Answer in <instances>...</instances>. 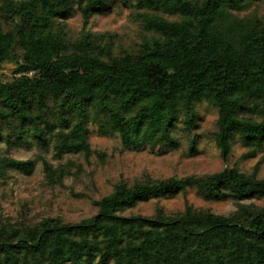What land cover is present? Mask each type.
<instances>
[{
	"label": "trees",
	"instance_id": "trees-1",
	"mask_svg": "<svg viewBox=\"0 0 264 264\" xmlns=\"http://www.w3.org/2000/svg\"><path fill=\"white\" fill-rule=\"evenodd\" d=\"M257 1L131 0L151 34L113 53L86 28L91 15L107 10L106 0H0V66L14 65L8 79L0 73V144L50 147L56 159L87 156L92 126L124 148L175 150L176 124L189 135L198 125L195 106L205 100L216 108L211 138L221 159L234 142L247 156L264 150V9L235 14ZM74 11L81 29L65 39L59 23ZM197 137L186 138L189 153ZM34 165L3 156L0 174L28 175ZM40 165L51 183L68 173L44 157ZM254 173L225 166L203 176L118 180L87 219L0 224V264H264V205L244 203L264 197V178ZM188 187L206 201L229 200L235 210L185 205L168 215L122 214Z\"/></svg>",
	"mask_w": 264,
	"mask_h": 264
},
{
	"label": "rangeland",
	"instance_id": "rangeland-1",
	"mask_svg": "<svg viewBox=\"0 0 264 264\" xmlns=\"http://www.w3.org/2000/svg\"><path fill=\"white\" fill-rule=\"evenodd\" d=\"M85 0H81L83 3ZM125 2V5L123 2ZM107 10L91 15L86 24L94 35H99L101 42L111 45L113 53L121 49L134 48L142 36L148 37L149 31L143 30L137 15L141 12L131 6V0H106ZM264 9V0L251 3L237 16L252 14L258 16ZM168 20L177 19L176 15L159 13ZM65 39L74 40L81 29V17L74 11L70 17L59 23ZM13 63L5 62L0 66V73L6 79L12 74ZM30 74V73H28ZM199 116L197 128L189 135L178 122L173 135L178 139L175 150L144 148L133 150L121 146L116 135H99L90 126L88 135L89 153H66L59 159L52 157V150H37L22 147L6 148L0 144V158L8 156L15 159H33L32 172L28 175L9 169L0 174V224L20 227L23 224H35L40 219L49 217L62 223H74L89 218L95 213L94 201L107 194L118 180L131 184L136 180H154L168 177L203 176L220 170L225 166H235L250 174L254 168L256 178H264V150L253 156H247L248 149L238 142L231 144L225 160L221 159L214 145L211 133L215 130L216 108L202 100L195 106ZM197 133L195 153H189L186 138ZM40 157L51 165L63 164L68 173L63 175L61 183L48 182L43 175ZM255 206L264 205V197L245 200ZM185 205L197 210H209L215 214H228L235 210L229 200H203L193 188L157 200L137 203L126 209L123 215H155L158 211L168 215L182 211Z\"/></svg>",
	"mask_w": 264,
	"mask_h": 264
}]
</instances>
